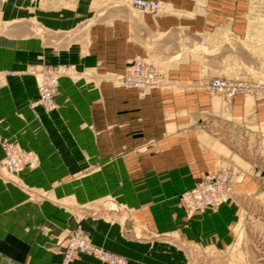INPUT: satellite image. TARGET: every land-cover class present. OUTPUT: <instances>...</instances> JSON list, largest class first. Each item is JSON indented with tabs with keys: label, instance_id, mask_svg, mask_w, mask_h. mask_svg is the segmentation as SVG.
<instances>
[{
	"label": "crops",
	"instance_id": "obj_1",
	"mask_svg": "<svg viewBox=\"0 0 264 264\" xmlns=\"http://www.w3.org/2000/svg\"><path fill=\"white\" fill-rule=\"evenodd\" d=\"M61 1L0 0V24L6 25L0 34V141L39 156L38 168L21 176L23 200L33 198L28 188L55 199L39 206L17 205L12 193L3 196L0 190V200H8L7 206H0V226L6 224L8 230L7 243L0 242L8 250L5 261L15 262L12 247L23 246L29 248L23 255L27 264H64L63 242L78 225L94 245L129 264H160L161 247L171 249L174 264L185 262L169 240L179 246H229L239 215L234 203L189 218L179 199L222 161L203 140L207 132L200 122L207 112L206 96L191 89L142 96L113 86L107 78L123 73L150 44L169 72L191 70L186 64L166 62V52L182 36L206 32L205 9L192 0H159L168 12L135 18L114 4L89 33L81 56L77 43L57 47L33 29L64 33L63 13L53 16L43 10L44 5L61 7ZM47 66H65L77 74V80H61L57 108L50 113L36 104L33 75ZM169 78L183 85L190 81L173 74ZM113 171L119 179H112ZM113 181L118 183L114 194ZM109 198L129 211L143 238L121 224L80 212V206ZM21 231L23 238L16 234ZM73 264L103 263L82 255Z\"/></svg>",
	"mask_w": 264,
	"mask_h": 264
},
{
	"label": "rangeland",
	"instance_id": "obj_2",
	"mask_svg": "<svg viewBox=\"0 0 264 264\" xmlns=\"http://www.w3.org/2000/svg\"><path fill=\"white\" fill-rule=\"evenodd\" d=\"M62 1L63 4L59 8L44 5L43 10L50 11L49 14H54L53 16L58 14L61 17L63 13L64 33H55L49 29H44L42 26L41 28L34 26L33 29L44 39L50 40V44L54 46L59 44L57 47H67L77 43L81 56L87 49L89 33L103 15L115 9L112 7L114 4H119L118 6L127 9L128 13L135 18L139 15L155 17L163 12H168V9H165L159 0L157 1L160 2V10L156 14H149L146 11L136 9L133 6L134 0ZM192 1H196L199 8H204L206 11V32L191 37L181 35L182 37L179 38L176 46L172 47L174 49L166 52L168 53L166 62L175 66L186 64L192 66L191 70L169 72L168 65L165 66L163 60L154 55V47L150 44V46L145 47L144 54H139L128 62L123 73H114L107 78L113 86L137 91L142 96L161 94L168 90H174V93L180 94L191 89L207 98L208 105L205 109L207 112L200 122V125L205 127L207 132V135H203V140L222 157V161L213 174L207 175L203 180L195 183L191 189L184 191L179 199L189 218L207 211H217L226 204L234 203L238 208V222L233 230L232 243L223 248L187 246L181 242H179L181 245L179 246L174 243V240H169L167 244L176 245V248L179 247L185 256V262L181 260L175 264H264V0ZM4 28L6 25L0 24V34L3 33ZM144 37L146 41L149 36L145 34ZM139 61L145 63V65L143 64L145 69L139 78L153 83L152 86H138L140 89H136L133 86H128L125 82L127 77L132 76L130 75L132 64L135 62L138 64ZM169 74L176 76L175 79L188 78L190 81L187 82L191 83L187 85L172 83ZM33 75L38 87L36 104L49 113L57 108L56 99L61 80L64 78L77 80V74L74 70L65 66H47L35 70ZM50 76H58L57 90L52 107L45 108L40 103V88ZM133 76H137V71ZM216 81L229 82L239 86L240 89L235 97L229 98L225 92L213 90L212 85ZM5 143L11 142L0 141V190L4 192L3 196L12 193V203L17 205H23L25 202H36L39 206L46 200L55 202V199L46 195L39 197L38 193L30 192L29 188L28 192L33 194V198L23 200V190L26 187L21 181V176L25 171L38 168L39 156L22 149L23 152L33 156L34 162L31 166H25L18 172L10 173L2 166L5 157L2 145ZM213 176L219 178L223 176L217 186L216 193L219 197L217 203H211L202 210L189 211L183 200L184 194L194 190L198 185L206 184L208 178ZM112 179H119L118 171H113ZM224 180L227 186L223 188ZM117 184L113 181V194L115 193L114 186ZM7 201V199L0 200V206H7ZM80 212L94 219H106L110 223L121 224L126 232L134 233L135 237L143 238L142 233L131 220L129 211L115 200L110 198L95 200L94 203L80 206ZM128 222L131 226L130 229L125 227ZM78 227L85 230L83 225H78L76 228ZM0 228V242L7 243L8 230H6V224L5 226L1 225ZM76 228L69 232L68 237L63 242L64 264H66L65 251ZM85 232L94 250L93 252L79 253L69 264L75 263L82 255L89 256L103 264H113L99 257L97 252L111 254L126 260L129 264L126 258L94 245L88 232L86 230ZM16 234L22 238L25 237L23 231L16 232ZM145 237L149 238V235H145ZM12 249L16 251L14 257L16 261L11 263L5 261L8 254L5 246L0 247V264H27L23 261V255L29 251V248L15 246ZM160 250V253H164L160 256V264H174L173 257L169 253L171 249L161 247Z\"/></svg>",
	"mask_w": 264,
	"mask_h": 264
},
{
	"label": "bare ground",
	"instance_id": "obj_3",
	"mask_svg": "<svg viewBox=\"0 0 264 264\" xmlns=\"http://www.w3.org/2000/svg\"><path fill=\"white\" fill-rule=\"evenodd\" d=\"M152 1L158 2L159 3L158 7L155 8L154 6H152L151 5ZM142 4H144V6H142ZM133 6L136 9H138V10L146 11V12H148L149 9H151V8L153 9L154 8V14L158 13L159 10H160V2L157 1V0H134ZM143 64L145 65V63L142 62V61L138 62L137 69H136L137 76H129V77H127L125 82L127 83L128 86H131L128 83V82H131V81L132 82L134 81L137 86H141V87H146V86H149V85L152 86L153 83L146 82V81H144V79H140L139 78L140 75L142 74V71L145 69V67H143ZM57 82H58V76H50L49 79L46 82H44L42 84L41 88H40V103L45 108H51L52 105H53V99L55 97L56 90H57ZM212 87H213V90H215L216 92H225L226 94H228L227 96L229 98L235 97L237 95L239 89H240L239 86H236V85H234L232 83L225 82V81H216V82L213 83ZM2 151H3L4 156H5L4 157V161H2V166L10 173H15V172H18V171L22 170L23 168H25V167H23V164L24 165L28 164L26 166V167H28V166H31L33 164V162H34V158H33V156L31 154H29L27 152H23L21 148H19L18 146H16L13 143H5V144H3L2 145ZM20 160H21V162H20ZM13 162L15 164L18 163L19 166H15V168L13 170H10L9 166H12ZM222 177L219 178V182L222 180ZM208 185H209L208 182L206 184L202 185L200 187V191L199 192L197 191L198 193L193 195L191 197V200L188 199L189 195H187V193H189L191 191L186 192L184 194L183 198L184 197H188V198H186V202L191 208H194L195 206H201V204L202 205L206 204V205L209 206V205H211V203H217V201L219 200L218 194L216 193L217 192V186L216 187L215 186H211V188H208L206 190ZM223 197L225 198V195H223ZM212 198L214 199V201H212L213 200ZM194 202H198V203H194ZM205 207L206 206H204V208ZM125 227H126V229H130V227H131L130 223L128 222ZM81 229L84 232V235H85V238H86L85 241L84 240L80 241V239L74 240L73 237H74L75 232H77L78 230H81ZM136 234H137V232H136ZM82 242L84 243L83 245L81 244ZM73 245L75 247H77V248L82 247V248H84V250H86V251H81L80 250L81 252H93V250H94L92 248V245H91L90 241L87 238V234H86L85 230L82 227L76 228V230L73 232L71 241L67 245V248H66V251H65V256L67 254L68 248L70 247V249H71V247ZM80 251H77L75 253V258H76V256L79 253H81ZM97 254H98L99 257L104 258L105 260H107L110 263L112 262V263H115V264H127L126 260L120 259V258L115 257V256H112L111 254H108V253L104 254L102 252H99V253L97 252Z\"/></svg>",
	"mask_w": 264,
	"mask_h": 264
},
{
	"label": "built area",
	"instance_id": "obj_4",
	"mask_svg": "<svg viewBox=\"0 0 264 264\" xmlns=\"http://www.w3.org/2000/svg\"><path fill=\"white\" fill-rule=\"evenodd\" d=\"M158 2H156V1H152L151 2V5L152 6H154L155 8L156 7H158ZM142 6H144V4H142ZM148 13L149 14H154V8L152 9H149L148 10ZM137 66V63L135 62V63H133L132 64V66H131V71H132V73L130 74V75H132L133 76V74L136 72V69H135V67ZM131 86H133L134 88H136V89H140L136 84H135V82L133 81H131V82H128ZM127 87V86H126ZM42 94V93H41ZM23 159V158H22ZM21 159V160H22ZM21 160H20V162H21ZM13 165L12 166H9L10 167V170H13L14 168H15V166H19V164L17 163V164H15L14 162L12 163ZM21 165V164H20ZM28 165V164H27ZM27 165H24L23 164V167H25V166H27ZM22 166V165H21ZM22 168V167H21ZM226 179H227V177H225ZM208 183H209V185H208V187L206 188V190L208 189V188H211V186H218L219 185V177H215V176H213V177H210V178H208ZM224 182H225V184H223L222 185V187L224 188L225 186H227V184H226V181L224 180ZM202 186V184L201 185H198V187L196 188V189H194L193 191H191V192H189V193H187V195H189V198L188 197H184L183 198V200H184V202H185V204H186V206L189 208L188 210L189 211H191V210H198V209H200V210H202L203 208H204V206H208V205H202L201 204V206H195L194 208H191L188 204H187V202H186V198H188L189 200H191V197L193 196V195H195L196 193H198L199 191H200V187ZM198 191V192H197ZM186 195V196H187ZM194 203H198V202H194ZM74 240H77V239H80V241L81 240H84L85 241V235H84V232L82 231V229L81 230H78L77 232H75V234H74ZM82 245L84 244L83 242L81 243ZM86 251V250H84V248H82V247H80V248H77V247H75L74 245L71 247V249H70V247L68 248V251H67V254H66V256H65V262H66V264H69V263H71L74 259H75V253L77 252V251ZM80 251V252H81ZM94 255H95V252L93 253ZM97 255V254H96ZM112 263V262H111ZM113 264H115V263H113Z\"/></svg>",
	"mask_w": 264,
	"mask_h": 264
}]
</instances>
